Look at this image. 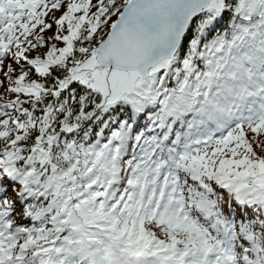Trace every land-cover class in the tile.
<instances>
[{
    "label": "snow or ice",
    "instance_id": "6c2138e0",
    "mask_svg": "<svg viewBox=\"0 0 264 264\" xmlns=\"http://www.w3.org/2000/svg\"><path fill=\"white\" fill-rule=\"evenodd\" d=\"M0 264H264V0H0Z\"/></svg>",
    "mask_w": 264,
    "mask_h": 264
}]
</instances>
